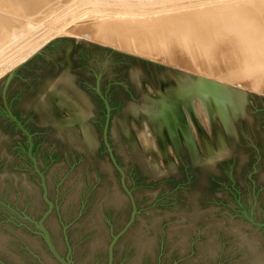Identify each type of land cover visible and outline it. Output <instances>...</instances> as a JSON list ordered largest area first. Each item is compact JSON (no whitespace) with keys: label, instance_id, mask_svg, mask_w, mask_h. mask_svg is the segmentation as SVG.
I'll return each instance as SVG.
<instances>
[{"label":"water","instance_id":"95a60500","mask_svg":"<svg viewBox=\"0 0 264 264\" xmlns=\"http://www.w3.org/2000/svg\"><path fill=\"white\" fill-rule=\"evenodd\" d=\"M77 41L0 78V264H264V96Z\"/></svg>","mask_w":264,"mask_h":264},{"label":"bare ground","instance_id":"6f19581e","mask_svg":"<svg viewBox=\"0 0 264 264\" xmlns=\"http://www.w3.org/2000/svg\"><path fill=\"white\" fill-rule=\"evenodd\" d=\"M38 1L49 3L50 0ZM0 2H2V0ZM31 2L29 4H31ZM50 2H52V0ZM3 3L4 2H2V4ZM44 3L42 5H44ZM39 4L40 3L37 5L41 6V4ZM1 6L5 7V3ZM24 7L28 8V5ZM24 7L21 9L23 10ZM30 7L28 9H30ZM35 7L36 6H34V8ZM8 8L11 10L10 7ZM13 8L14 7H12V10H17ZM51 8L47 10L49 11ZM5 11L8 13L10 12L7 10ZM13 12L15 14L17 11ZM31 12L34 13V11ZM2 13H4L3 10ZM25 13H28V11ZM162 13L163 14L154 15V17L149 19L114 20L111 22L98 20L91 22L92 24L90 25H77L76 29L77 31L89 32L90 35L102 41L108 39L110 42L115 41L113 37L112 40L110 37L113 34L112 31H114L116 27H120L122 30H129L128 34L130 36L135 35L136 39H134V43L127 46V48H132L142 53L149 51L152 55H163L165 59H169L170 61L174 60L175 65L184 64V61L182 62L178 57H175L179 52L187 55L190 64L194 66L196 64L199 65L201 61H197L199 60L196 59L197 55L202 58H205V56L209 58L210 55L215 52L217 53L216 57L219 58L221 62H225L226 66L220 63V66L223 65L224 67H221L220 69L222 70L219 69V72H216L212 68V76L220 81L237 83L251 90H260L264 93V0L240 1L227 6H209L207 8H199L191 11L181 10L173 14L172 12L171 14H168L169 12L166 14H164L165 12ZM11 14L12 12L10 16ZM18 16L17 14V17ZM20 16L22 15L20 14ZM20 16L18 18H20ZM6 19L7 18H5V20ZM12 19L15 21V18ZM9 21H11V18L8 19V22ZM6 24L9 23L6 22ZM14 24L16 25V23ZM14 24H12V27H14ZM110 32H112V34ZM199 56L197 58H199ZM216 61L217 64H219L220 61H218V59ZM211 63L212 62H210V64ZM213 63H215V61ZM206 68L205 66L203 69L199 68V72L202 70L204 71ZM206 70L208 71V69Z\"/></svg>","mask_w":264,"mask_h":264},{"label":"rangeland","instance_id":"374dc122","mask_svg":"<svg viewBox=\"0 0 264 264\" xmlns=\"http://www.w3.org/2000/svg\"><path fill=\"white\" fill-rule=\"evenodd\" d=\"M5 1L2 0V2L5 3V7L7 6L6 9L4 6H1L4 3L2 4V2H0V11L2 14H0V78L27 61L30 57L42 49L50 40L60 37H69L75 38V44L78 43L77 39L80 38L138 58H142L203 78H208L210 80L212 79L213 81L219 83L264 96V93H262L260 90L255 91L251 90L250 88L238 85L237 83H227L226 81H220L216 77L212 76V68L216 72H219L221 67L226 66L225 62H221L219 58L216 57L217 53L215 52L210 55L209 58L206 56L205 58H202L197 55V57L199 56V58L196 57V59H199L197 61H201L199 64L200 66L196 64V67L193 64H190L187 55L179 52L177 55H175V57H178V59L180 61L182 60V62L184 61V64L175 65L174 60L170 61L169 59H165L163 55H152V53L149 51L142 53L132 48H127V46L132 45L134 43V39H136L135 35L130 36L128 34L129 30H122L120 27H116L114 31H112L113 34L110 32L112 34L110 39L112 40L113 37V40L115 41L110 42L108 39L102 41L97 39L95 36L90 35L89 32L77 31L76 29L77 25H90L92 24L91 22L98 20L111 22L114 20L149 19L154 17V15L160 13L163 14L162 12H165L164 14L168 12V14H171L172 12L173 14L181 10L191 11L199 8H207L209 6H227L240 1L248 2L253 0H52V2H50V0L49 3L47 2L48 5L47 3H44L43 1L39 2L38 0H33L34 2L32 0V2L28 0H14L15 2L13 0ZM7 2L10 4V6ZM30 2L31 4H29ZM38 3H40L42 7L38 6ZM43 3L44 5H42ZM50 3L53 4L51 5ZM25 5H28V8L30 6L33 7L28 9L27 7H24ZM34 6L36 7L34 8ZM8 7H10L11 10H9ZM12 7L16 8L17 10L14 8V10H12ZM23 7L24 9L22 10L21 8ZM25 8L29 14L25 13L27 12ZM49 8L51 9L48 11L47 9ZM2 10L4 13H2ZM5 10L10 12L8 13ZM13 11H17L15 13L16 15ZM31 11H34V13ZM11 12V16L13 17L10 16ZM19 13L22 16H20ZM17 14L20 16V18H18L19 16L17 17ZM9 16L11 21L8 22V19H10ZM5 18L7 19L5 20ZM12 18H15V21ZM6 22L9 24H6ZM14 23H16V25ZM12 24H14V27H12ZM212 56L215 57L213 58ZM217 59L220 61L219 64H217ZM214 61L215 63H213ZM210 62L212 63L210 64ZM220 63L225 65L220 66ZM203 65L207 67L206 69H208V71L204 69V71L202 70L199 72V68L203 69Z\"/></svg>","mask_w":264,"mask_h":264},{"label":"flooded vegetation","instance_id":"af4514ba","mask_svg":"<svg viewBox=\"0 0 264 264\" xmlns=\"http://www.w3.org/2000/svg\"><path fill=\"white\" fill-rule=\"evenodd\" d=\"M174 83V82H173ZM173 89V87L172 86H170V87H168L167 88V91H165V95L166 96H171V97H173V95L175 94V93H173V92H171V90ZM158 103H160L159 101H158ZM161 104V103H160ZM185 109H186V107H185ZM188 110V109H187ZM158 112V111H157ZM172 117L174 118L175 116L174 115H172ZM208 118H211L210 117V115L208 114ZM216 118H217V122H216V126H213V128H214V130H213V135H211V138L210 139H212V141L213 140H215L216 141V137H219V135L221 134V133H225V125L223 124V120H222V118L218 115V114H216ZM210 122V121H209ZM212 122V121H211ZM210 125H211V123H210ZM177 126H180V124L179 125H177ZM227 126V125H226ZM167 129V128H166ZM225 138V137H224ZM237 139H238V133H236V139H234V141H237Z\"/></svg>","mask_w":264,"mask_h":264}]
</instances>
